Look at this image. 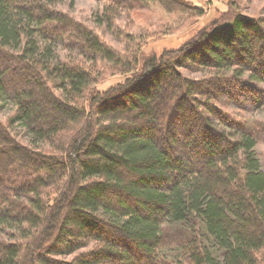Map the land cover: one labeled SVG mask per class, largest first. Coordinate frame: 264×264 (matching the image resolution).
<instances>
[{
    "label": "trees",
    "instance_id": "1",
    "mask_svg": "<svg viewBox=\"0 0 264 264\" xmlns=\"http://www.w3.org/2000/svg\"><path fill=\"white\" fill-rule=\"evenodd\" d=\"M58 1L0 0V105L12 108L0 120V264H264V124L214 104L264 108V18L210 25L99 91L96 62L128 72L136 59L125 65ZM96 1L110 28L137 8L188 7ZM57 46L79 59L59 60Z\"/></svg>",
    "mask_w": 264,
    "mask_h": 264
},
{
    "label": "rangeland",
    "instance_id": "2",
    "mask_svg": "<svg viewBox=\"0 0 264 264\" xmlns=\"http://www.w3.org/2000/svg\"><path fill=\"white\" fill-rule=\"evenodd\" d=\"M187 10L179 13H166L157 5L137 8L131 12L119 15L113 21V27L96 23V15L100 13L103 2L96 0H60L54 7L68 13L75 20L82 22L95 32L98 38L107 46L122 54V61L132 64L134 68L128 72H118V68L110 62L99 61L92 70L93 79L91 89L107 90L125 77L137 73L146 60L163 57L174 52L186 42L195 38L210 25L229 21L234 15L242 14L252 18H264V0H184ZM111 29V30H110ZM55 52L59 60L79 59L76 51L57 46ZM130 55V56H129ZM160 59V58H159ZM181 75L190 79H199L204 73L201 69L184 70L178 68ZM223 103V104H221ZM1 104V103H0ZM215 106L232 119L245 121L255 127L256 123L264 124V108L256 110L237 106L234 101L226 99ZM12 113L11 105H0V120L7 122ZM221 131L232 132L224 124L214 120ZM255 123V124H254ZM15 133L22 129L11 124ZM258 126V125H257ZM264 127V126H263ZM255 151L264 169V129L257 140ZM70 259V258H69Z\"/></svg>",
    "mask_w": 264,
    "mask_h": 264
}]
</instances>
